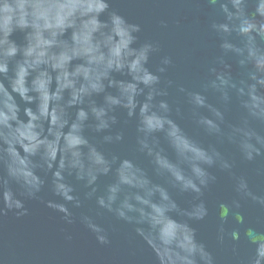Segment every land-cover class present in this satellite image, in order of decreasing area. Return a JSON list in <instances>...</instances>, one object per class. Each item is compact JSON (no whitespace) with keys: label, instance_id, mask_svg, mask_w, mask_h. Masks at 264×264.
Segmentation results:
<instances>
[{"label":"water","instance_id":"1","mask_svg":"<svg viewBox=\"0 0 264 264\" xmlns=\"http://www.w3.org/2000/svg\"><path fill=\"white\" fill-rule=\"evenodd\" d=\"M44 16L0 37V264H251L211 235L264 221V0Z\"/></svg>","mask_w":264,"mask_h":264},{"label":"clouds","instance_id":"2","mask_svg":"<svg viewBox=\"0 0 264 264\" xmlns=\"http://www.w3.org/2000/svg\"><path fill=\"white\" fill-rule=\"evenodd\" d=\"M45 10L50 18L75 20L81 16L92 15L96 10V0H0V37L16 29L30 28L34 34L43 31ZM143 55V52L140 53L137 62ZM136 66L132 65L133 68ZM188 251L194 252L195 245H191ZM188 264H192V261Z\"/></svg>","mask_w":264,"mask_h":264},{"label":"flooded vegetation","instance_id":"3","mask_svg":"<svg viewBox=\"0 0 264 264\" xmlns=\"http://www.w3.org/2000/svg\"><path fill=\"white\" fill-rule=\"evenodd\" d=\"M250 213L240 205L221 204L211 237L226 251L250 256L251 264H264V221Z\"/></svg>","mask_w":264,"mask_h":264}]
</instances>
